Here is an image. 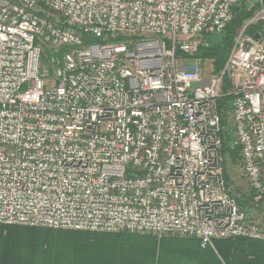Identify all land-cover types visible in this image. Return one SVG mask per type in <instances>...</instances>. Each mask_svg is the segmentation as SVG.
Listing matches in <instances>:
<instances>
[{
	"label": "built area",
	"instance_id": "obj_1",
	"mask_svg": "<svg viewBox=\"0 0 264 264\" xmlns=\"http://www.w3.org/2000/svg\"><path fill=\"white\" fill-rule=\"evenodd\" d=\"M242 2L254 14L206 80L196 55ZM227 129L264 209V0H0V224L264 242Z\"/></svg>",
	"mask_w": 264,
	"mask_h": 264
},
{
	"label": "trees",
	"instance_id": "obj_2",
	"mask_svg": "<svg viewBox=\"0 0 264 264\" xmlns=\"http://www.w3.org/2000/svg\"><path fill=\"white\" fill-rule=\"evenodd\" d=\"M242 2L234 10L232 21L220 34L223 39L209 45L213 34L204 38L196 57L211 58L220 72L234 45L238 29L253 16ZM256 25L249 28L253 32ZM225 80L220 107L224 125L232 96ZM233 134L224 133V156L239 154L232 145ZM226 167V177L229 175ZM241 204V199H239ZM247 204V202H246ZM0 264H264V242L245 237L214 240L203 247L196 237H172L131 232H91L45 227L0 224Z\"/></svg>",
	"mask_w": 264,
	"mask_h": 264
},
{
	"label": "rangeland",
	"instance_id": "obj_3",
	"mask_svg": "<svg viewBox=\"0 0 264 264\" xmlns=\"http://www.w3.org/2000/svg\"><path fill=\"white\" fill-rule=\"evenodd\" d=\"M213 35L214 36H212L210 38L209 45H213L215 43H218L223 39V35L220 33L219 34H213ZM45 54H46V52H45ZM199 59L201 60L203 70H204V78L206 80L210 79L211 77H213V76H215L221 72V71L218 72L217 67H216L213 59L204 57L203 54H202V57H199ZM189 62H191V60H189ZM43 65L48 66V60L46 58H44V60H43ZM226 163H227V172L229 175V186L231 188V191L235 195H237V197L239 199H241L242 207H243V209H245L247 211L249 216L251 218L256 219L257 221L261 222L262 226L264 227V209L261 207L260 208H256V207L254 208L251 201H250L251 189H250L249 184L246 180V177H245V174L243 171V167L241 165V160H240L239 154L227 157ZM246 202H247V204H246ZM139 234H152V233H139ZM167 236L185 237V236H180V235H167Z\"/></svg>",
	"mask_w": 264,
	"mask_h": 264
},
{
	"label": "water",
	"instance_id": "obj_4",
	"mask_svg": "<svg viewBox=\"0 0 264 264\" xmlns=\"http://www.w3.org/2000/svg\"><path fill=\"white\" fill-rule=\"evenodd\" d=\"M257 38H258V36H257Z\"/></svg>",
	"mask_w": 264,
	"mask_h": 264
}]
</instances>
